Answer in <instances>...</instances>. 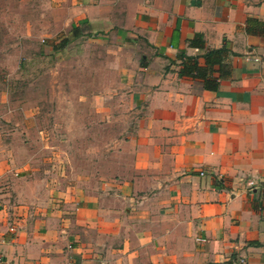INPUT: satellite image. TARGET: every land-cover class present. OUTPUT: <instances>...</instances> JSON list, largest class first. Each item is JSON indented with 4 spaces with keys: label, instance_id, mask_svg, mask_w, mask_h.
Instances as JSON below:
<instances>
[{
    "label": "crops",
    "instance_id": "crops-1",
    "mask_svg": "<svg viewBox=\"0 0 264 264\" xmlns=\"http://www.w3.org/2000/svg\"><path fill=\"white\" fill-rule=\"evenodd\" d=\"M51 1L69 37L116 44L135 119L98 182L1 162L0 264H264V0Z\"/></svg>",
    "mask_w": 264,
    "mask_h": 264
},
{
    "label": "rangeland",
    "instance_id": "rangeland-1",
    "mask_svg": "<svg viewBox=\"0 0 264 264\" xmlns=\"http://www.w3.org/2000/svg\"><path fill=\"white\" fill-rule=\"evenodd\" d=\"M53 7L51 0H0V168L8 158L19 168L26 162L32 178L52 187L88 175L98 182L118 171L135 113L109 63L116 44L84 26L69 37ZM65 37L58 53L46 46ZM4 175L2 185L11 186Z\"/></svg>",
    "mask_w": 264,
    "mask_h": 264
},
{
    "label": "trees",
    "instance_id": "trees-1",
    "mask_svg": "<svg viewBox=\"0 0 264 264\" xmlns=\"http://www.w3.org/2000/svg\"><path fill=\"white\" fill-rule=\"evenodd\" d=\"M79 30L80 29L78 27H76V26L73 27L74 37L79 36V33H78ZM197 36H198V34H197ZM68 43H69V38L65 37V38L59 40V42L52 41L51 43L46 44V46L49 47V49H51L52 53H54V52H57V51L64 49ZM190 44L202 45L203 39L200 36H199V39L193 38L190 40ZM43 51H45V50H43ZM227 52L228 51L225 47L211 49L208 52H206L205 59L210 66H212L214 64H218L219 66H221V68H226L227 67L226 64H222V62H223L224 57L227 55ZM193 67H194V69L198 75H202L200 68L197 67V65H194ZM220 72H221V70H220ZM222 72L224 74H226L228 71L224 70Z\"/></svg>",
    "mask_w": 264,
    "mask_h": 264
},
{
    "label": "built area",
    "instance_id": "built-area-1",
    "mask_svg": "<svg viewBox=\"0 0 264 264\" xmlns=\"http://www.w3.org/2000/svg\"><path fill=\"white\" fill-rule=\"evenodd\" d=\"M249 185H252V182L249 183ZM11 230H15L14 226L10 228Z\"/></svg>",
    "mask_w": 264,
    "mask_h": 264
}]
</instances>
